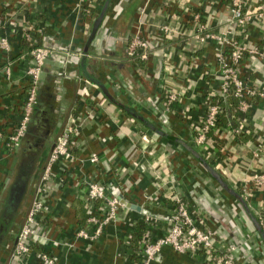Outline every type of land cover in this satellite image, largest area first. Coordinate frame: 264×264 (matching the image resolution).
Segmentation results:
<instances>
[{"label":"crops","instance_id":"1","mask_svg":"<svg viewBox=\"0 0 264 264\" xmlns=\"http://www.w3.org/2000/svg\"><path fill=\"white\" fill-rule=\"evenodd\" d=\"M262 3L245 0V10L254 14ZM229 6V0H0V36L7 34L11 43L9 52L0 48V209L7 204L19 163L20 150L11 152L6 142L28 95L27 23L40 30L31 34L36 44L59 49L45 67L28 133L31 144L25 146L30 150L34 140L46 142L39 152L42 159L27 181L14 221L5 224V208L0 211V264L10 260L48 155L73 121L79 131L71 145L74 162H59L53 169L38 222L42 241L23 263L14 264H43L39 255L44 253L55 264H141L140 246H131L134 224L143 210L171 214L174 196L183 200L198 226L216 230L220 253L235 246L230 254L239 264H264V187L249 199L243 194L254 175H264V97L253 100L250 119L237 125L243 126L241 134L234 131L236 123L212 132L206 144L196 143L207 100L220 96L222 83L218 44H200L196 36L201 25L215 34L232 28ZM168 23L175 28L169 40L160 33ZM134 35L151 42L148 60L128 56ZM237 39L254 51L244 56L242 77L264 93V18L254 19ZM171 93L178 96L174 102L168 100ZM126 108L140 118H130ZM93 155L99 159L94 164ZM90 181L101 183L109 195L110 186H117L123 200L135 206L121 209L120 221L107 226L97 242L76 237L81 229L93 232L87 223ZM164 234V224H158L151 239ZM151 264L207 263L200 252L178 254L165 247Z\"/></svg>","mask_w":264,"mask_h":264},{"label":"built area","instance_id":"2","mask_svg":"<svg viewBox=\"0 0 264 264\" xmlns=\"http://www.w3.org/2000/svg\"><path fill=\"white\" fill-rule=\"evenodd\" d=\"M83 1V0H82ZM96 0H89L92 4ZM230 3V24L232 28L223 34H215L206 32L205 26H199L196 40L200 44H206L209 41H215L218 71L221 76V94L218 97H209L206 103L207 111L200 127L196 139L197 145L206 144L209 135L218 130V121L220 117L227 114L229 121L225 126L234 128L237 134H241L242 128L237 125L244 124L250 119V113L253 100L258 97H264L263 92L251 87L242 77V62L247 52L254 53L244 46L237 38L244 34L247 27L254 19L264 18V3L260 4L256 13L251 14L245 10V0H229ZM194 22L199 24L201 16L196 14ZM2 18L0 16V23ZM24 34L25 40L30 44L31 66L26 75L28 95L23 107L22 118L15 129L14 133L8 137L6 147L11 152H18L21 148L23 140L26 138L30 124L33 119L34 111L38 105L41 76L50 60L59 49L55 45H40L33 41L32 32H40L32 23H27ZM182 28V27H181ZM171 24L161 26L160 33L165 39L171 38L174 32ZM36 33V32H35ZM0 48L6 52L11 51L10 38L7 34L0 36ZM152 44L139 35L130 38L126 51L130 58L140 61L148 60ZM69 57L70 54L67 53ZM8 76L10 75L9 72ZM234 98L237 105L233 107L229 104V99ZM178 99L176 93L168 96L170 102ZM229 104V105H228ZM228 106V110L226 109ZM1 136V133H0ZM79 136V131L75 122L67 124L62 133L58 136L55 144L48 155L45 168L42 169L38 179V184L32 194L31 204L28 212L23 220L18 233L15 236V244L13 247L10 260L6 264H14V260L22 262L33 254L34 247L40 244L42 236L38 231V222L41 214L44 213L50 196L51 189L48 186L54 176L53 169L59 162L72 163L74 156L72 152V141ZM144 140L147 139L144 137ZM99 161L96 155L90 158V163L94 164ZM65 166L62 168L66 169ZM243 194L249 199L251 193L264 187V175H254L250 181L245 184ZM252 185L250 189L248 186ZM110 191L97 181L88 183V218L87 223L93 227V232L88 229H81L77 233L78 239L97 242L103 234L104 229L112 223H118L119 212L125 209L120 197L123 196L117 186L111 185ZM175 209L171 214H153L148 210L141 212L143 222L147 226L144 240L141 242L140 254L142 255L141 264H151L155 262L162 254L165 247L172 248L178 254H196L202 253L205 256L207 264H239L236 257L230 253L236 251L235 246H231L228 254L220 253L217 249L218 233L216 230L204 229L198 226L193 216L190 214L186 204L180 197L174 196ZM136 223V222H134ZM164 224L165 234L161 238L152 241L151 235L153 229L158 224ZM137 224V223H136ZM134 224V225H136ZM262 227V226H261ZM262 231L264 229L262 227ZM39 259L43 264H55L54 260L47 254H40Z\"/></svg>","mask_w":264,"mask_h":264},{"label":"flooded vegetation","instance_id":"3","mask_svg":"<svg viewBox=\"0 0 264 264\" xmlns=\"http://www.w3.org/2000/svg\"><path fill=\"white\" fill-rule=\"evenodd\" d=\"M29 137H30V134H27L25 141H24V146L20 149V153H21L20 158L23 160V162L21 164V167L18 169V173L14 180L13 186L16 183L17 179L21 177L22 179H24V182L26 183V188H27V181L30 179V177H32V174H34V172L37 170L36 165L42 159V157L39 156V152H41L40 150H42L43 147L46 146V142L41 141V140H34L32 142V148L28 150L26 149L25 146L26 145L29 146L28 143L31 144V142H29L30 141ZM10 194H11V190L9 193V197H10ZM12 215H13V212L10 211L7 217H3V220H5L4 221L5 224L9 225L11 224L12 221H14V216Z\"/></svg>","mask_w":264,"mask_h":264},{"label":"trees","instance_id":"4","mask_svg":"<svg viewBox=\"0 0 264 264\" xmlns=\"http://www.w3.org/2000/svg\"><path fill=\"white\" fill-rule=\"evenodd\" d=\"M31 50V49H30ZM229 104L232 105L233 107H235L237 105V101L234 99V98H231L229 99ZM228 104V105H229ZM226 109L228 110V106H226ZM125 112L128 116H130V118H132L133 120L136 118V119H139L140 116H138L134 111L130 110V109H125ZM35 113V111H34ZM34 116V115H33ZM229 121V118L227 116V114H224L220 117L219 121H218V127L221 128L223 126H225L227 124V122ZM20 154L19 153V157H20ZM202 162L204 163V165L207 167V168H212L210 167L204 160H202ZM210 176L214 179H216L217 181H219L224 187H226L228 190L229 187L227 186L226 182L223 181V179L220 177L219 174L213 172L212 170H210ZM19 210V208H18ZM244 210L247 211V208H245L244 206ZM147 231V226L145 223L143 222H138L135 226V230H134V235H133V238H132V242H131V246L134 247L135 249L137 247H139V245L141 244V242L144 240V235ZM260 231L261 233H263L262 229L260 228Z\"/></svg>","mask_w":264,"mask_h":264},{"label":"water","instance_id":"5","mask_svg":"<svg viewBox=\"0 0 264 264\" xmlns=\"http://www.w3.org/2000/svg\"><path fill=\"white\" fill-rule=\"evenodd\" d=\"M46 63L49 64L50 60H47ZM45 76H46V70L44 69L41 79L43 80ZM25 192H26V183L24 182V179L20 177L17 179L16 183L11 189V194H10V197L8 198V201L5 207V212L3 215L4 217H7L10 211L13 212L12 216H16L18 208L20 207L23 201V198L25 196ZM120 199L123 205L126 206L127 208H133V209L135 208V206H132L129 203L125 202L122 199V197H120ZM239 200L244 204V201L241 198H239ZM136 209L138 208L136 207ZM3 227H4V224H3Z\"/></svg>","mask_w":264,"mask_h":264},{"label":"rangeland","instance_id":"6","mask_svg":"<svg viewBox=\"0 0 264 264\" xmlns=\"http://www.w3.org/2000/svg\"><path fill=\"white\" fill-rule=\"evenodd\" d=\"M21 160H22V159L19 157V163H18V165H17V169H16L17 173H18V169L21 167V164H22V162H23V160H22V161H21ZM20 161H21V162H20ZM16 175H17V174H16ZM2 204H4V201H2ZM5 206H6V205H3L4 208H5ZM3 207H2V208H3ZM2 208H1V209H2ZM1 209H0V211H1Z\"/></svg>","mask_w":264,"mask_h":264}]
</instances>
